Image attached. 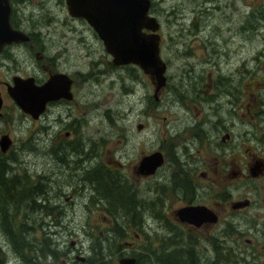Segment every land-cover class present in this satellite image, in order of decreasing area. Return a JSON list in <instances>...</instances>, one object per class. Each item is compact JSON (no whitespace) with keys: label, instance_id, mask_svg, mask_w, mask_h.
Returning a JSON list of instances; mask_svg holds the SVG:
<instances>
[{"label":"rangeland","instance_id":"374dc122","mask_svg":"<svg viewBox=\"0 0 264 264\" xmlns=\"http://www.w3.org/2000/svg\"><path fill=\"white\" fill-rule=\"evenodd\" d=\"M218 1L204 0L202 4H214ZM257 1L237 0V4L244 5ZM221 2L223 3L224 0ZM16 5L18 6L16 13L21 16L20 4L16 2ZM172 6H177L184 18L171 14ZM21 7L27 18L23 29L30 33L32 30L37 37L34 42L31 41L35 45L33 48L28 45L13 44L7 50L8 56L3 54L4 56L0 57V90L4 101L1 107L0 135L7 132L12 138V144L6 152L15 157V159L8 158L11 161L10 169L12 167L13 174L17 176L15 168L18 174H24L23 181L17 176L20 183L25 184L27 188L32 185L29 178L31 177L34 184H42L36 188L32 185L31 191L40 187L36 197L32 199L35 201L32 204L35 209L32 217L38 220L45 239L49 241H41V238L36 242L32 238V232L26 233L24 238L30 244L35 243V246L39 247L37 250L39 252L36 259L31 260L32 256L25 250L26 258L22 259L20 256L17 257L16 251L9 243V239L3 235L0 227V264H87V259L93 257L90 248L92 241L98 233L108 235V230L114 223L110 216L103 217L101 210L95 209L90 211L92 214L88 213L89 210H86L85 205L89 197L88 187L85 186L82 189L80 184H71L70 175L62 176L63 168H68L67 164L71 167L74 161L81 162L84 168L91 165L95 168L99 167L100 162L112 166L117 165L116 161L132 165L138 159L141 150L148 151L151 147H161L167 141L166 137H170L169 125L172 124L175 128L181 126L186 116L184 117V112L178 104L165 103V100L170 99H167L166 97L169 98V96L164 93L159 95L162 105L160 104L155 110L154 115L149 114L150 109L145 111L146 107L149 108L147 100L153 94L149 77L133 63L112 64L111 55L105 50L94 29L84 18L71 16L64 0H26L25 5ZM192 8L194 7L191 0H152L150 8V12L161 22L163 38L160 53L169 62L166 75L169 76L172 92H176L178 97L182 95V77L187 65L193 63L195 68H202L204 64L202 57L209 55L211 58L214 57V40L211 38L209 41L204 37L206 34L214 36L215 30L219 29L218 21L224 20L222 16L215 17L212 5L199 12V18L193 17ZM208 10L209 13L206 15ZM230 10L233 13L235 10L236 13L238 12V7L233 1L229 3L226 14H229ZM261 11L264 13V7ZM260 15L261 12L257 11L256 17L259 18L247 21L243 30L238 31L236 26L239 25L240 14L237 18L234 14L231 20L225 19L228 24H224L221 30L219 29L222 38L231 35V43L227 46L231 54L229 57L231 65H225L227 62L224 61L221 66H228L227 68L236 66L241 69L239 72H245L248 69L247 74L242 76L238 73L236 78L240 83L239 88L244 89L246 84H249L248 96L256 101L264 100V83L259 82L264 81V14ZM171 20L172 25H169ZM178 20L185 23L197 20L198 24L206 28L196 37L187 36L184 30L174 29L180 27ZM235 31L241 32L239 37L234 33ZM171 38L174 40V45L170 43ZM187 48L190 49L191 54L185 59L181 50L184 51ZM41 51L46 56L53 57L49 60V62L52 61L51 67L54 64L58 70L65 71L73 77V98L64 103L52 105L48 113L42 114L39 119H33L25 115L8 95L5 81L10 82L13 74L34 75L38 79L41 78L44 70L38 63L42 59L37 55ZM207 68L215 67L211 65ZM176 88L180 90L177 91ZM139 121L143 123L141 128L137 127ZM106 136L108 139L103 143L101 138ZM93 140L97 141L94 147L100 152L99 156L92 146ZM60 143L76 145L74 147L71 145L73 149L56 150ZM63 153L66 155L64 158L67 160L66 163L58 157ZM162 169L165 170V167ZM43 173L45 175H42ZM102 180L106 181L105 178ZM142 180L151 181V176L147 180ZM77 185L78 188H73ZM145 186L142 184L140 191ZM46 189H49L53 195H47ZM105 189L109 196L119 191L123 193L130 190L125 182L119 180H115L111 187L108 186ZM102 190L96 188L93 191V197H97L98 192ZM71 191L73 194H69ZM81 191L84 193L82 198L79 196ZM66 196L70 198L66 200ZM43 200L47 203V208ZM29 202L30 200L24 202L27 204L22 210L23 214L25 212L24 220L28 221V225L34 224L33 226L38 227L36 223H32L34 221L31 220V216L28 217ZM56 214L60 218L59 223L53 221L57 217ZM126 216L129 218L131 214ZM128 218L125 219L129 221ZM133 220L134 218H131V221ZM145 221L143 229L129 222L126 226L127 236L116 243L111 238L107 240L112 247L104 246L106 253L101 252L104 260L116 261L122 255L132 254L135 247L140 250L143 245L150 242L151 235L154 239V218L147 216ZM41 234L38 232L37 235ZM157 242L155 240L153 244ZM119 243H121L120 249L117 248ZM262 243L258 246L259 251L255 252L259 259H262L264 254ZM48 246L56 250L55 256L50 255L51 253L41 256L48 254V252L45 253ZM243 247L246 248L244 245ZM72 248L73 251H71ZM66 252L68 255H64ZM183 253L194 256L198 264H214L210 260L213 256L212 252L208 248L203 254L204 261L195 251ZM99 256L96 255L93 259ZM249 256V252H244L239 264H248ZM220 260L221 264H232L229 261ZM97 262L95 260L92 264ZM154 264H161L158 263V257ZM190 264L193 263L190 261Z\"/></svg>","mask_w":264,"mask_h":264},{"label":"flooded vegetation","instance_id":"af4514ba","mask_svg":"<svg viewBox=\"0 0 264 264\" xmlns=\"http://www.w3.org/2000/svg\"><path fill=\"white\" fill-rule=\"evenodd\" d=\"M9 1L11 24L23 29L27 18L21 6L25 5L26 0ZM221 1L204 5V9L212 5L215 17L216 15L223 17L224 20L217 23L220 30L224 24H228L225 19L231 20L234 14L236 18L240 14L236 29L243 30L247 22L244 20V14L250 13V4L238 5L237 0H224L223 3ZM231 1L238 7V12L236 13L235 10L233 13L230 10V13L226 14ZM16 2L20 4L21 16L16 13L18 11ZM208 13L209 10L206 15ZM203 27L201 25L202 31L199 29L196 34H187V36H198L205 30L206 26ZM219 29L215 30L214 36L206 34L204 37L209 41L211 38L214 40V57L211 58L210 55L202 57L204 63L202 68H195L193 63L187 65L182 77V95L179 97L176 92H172L168 75L163 88L155 90L150 75L143 72L149 77L153 86V94L150 97L148 95L147 100L149 108L146 107L145 111L150 109L149 114L154 115L155 110L160 104L162 105L159 95L164 93V95L168 94L169 98H166L170 99L165 100V103L178 104L184 112V117L186 116L181 126L175 128L172 124L169 125L170 137H166L167 141L161 147H151L148 151L141 150V154L132 165L116 161V166L102 163L99 164V168L92 165L84 168L82 164L80 169L68 168L61 172L62 176L65 174L71 176V184H80L82 189L88 187L86 210L92 214L90 211L97 209L103 212V217L110 216L113 219L112 227L115 233L120 230L118 226L120 219L117 220L115 217L118 216L114 213L116 204L110 206L109 196L104 192V194L98 192L97 197H93V191L103 183L111 187L115 180L125 182L129 189H133V194L143 200V204L139 202L135 212L128 218V224L130 222L143 229L146 217L154 218L153 234L155 235L154 239L151 235V241L155 254L179 252L194 264L198 260L183 252L195 251L203 260V254L208 248L212 252L213 256L210 260L214 264H221L222 253L230 258L229 262L232 264H239L244 252L250 253L248 264H264V254L263 258L259 259L255 253L259 251L258 246L261 242L264 246V100L256 101L249 98L248 83L244 89L239 88L240 83L236 76L238 73L242 76L247 74L248 69L239 72L241 69L236 66L231 68L221 66L224 61L227 62L225 65H231L229 58L231 54L227 47L231 43V35L222 38ZM238 31L234 33L239 37L241 32ZM26 32L29 35L28 40L5 44L0 51V57L6 55L8 48L13 44L28 45L33 48L37 34L32 30L31 33ZM159 33L162 41L161 27ZM170 43L174 45L173 38ZM189 50V48L181 50L185 59L191 54ZM37 55L42 59L38 63L44 70V75L39 79L32 75L37 83H43L50 74L62 71L54 67V64L53 67L50 66L52 61L49 60L53 58L52 56H46L42 51ZM165 62L167 70L169 62L166 60ZM211 65L215 68H207ZM67 74L72 79V91L74 79L69 73ZM259 82L264 83V81ZM7 83L9 82L5 81V87ZM72 98L73 96L49 100L44 111L36 119L48 113L52 105L64 103ZM22 112L33 118L29 113ZM142 124L139 121L137 127L141 128ZM101 139L104 143L108 136ZM96 142L92 141L93 147ZM65 145L74 147L76 144L60 143L55 149H64L62 147ZM94 149L99 156L98 149L96 147ZM155 150L161 151L163 162L150 173L140 172L137 164L142 156ZM58 157L64 160L66 155L63 153ZM163 167L165 170L162 169ZM149 176L151 181L142 180H147ZM103 178L106 181H103ZM142 184L146 186L140 191ZM73 188H78V185ZM83 194L81 191L79 196L82 198ZM58 195L57 191L56 196ZM69 198V196L65 197L66 200ZM131 218L134 220L131 221ZM124 228L126 229V226ZM155 240L158 242L154 245ZM135 250L136 247L133 251ZM117 260H110L109 263H116ZM87 264H90V261H87Z\"/></svg>","mask_w":264,"mask_h":264},{"label":"water","instance_id":"95a60500","mask_svg":"<svg viewBox=\"0 0 264 264\" xmlns=\"http://www.w3.org/2000/svg\"><path fill=\"white\" fill-rule=\"evenodd\" d=\"M65 3L70 15L83 17L93 27L114 64L133 62L150 75L155 90L163 88L166 63L160 56V34L157 31L160 23L150 13L151 0H65ZM10 12V1L0 0V51L5 44L29 39L23 29L11 24ZM71 83V77L63 71L50 74L43 83H37L32 75L15 74L12 83L6 84V91L21 110L38 118L49 100L73 96ZM2 103L0 92V109ZM11 142L8 133L0 135L2 151H6ZM162 162L161 151L155 150L142 156L137 169L150 173ZM135 262V256L123 255L116 263L108 264Z\"/></svg>","mask_w":264,"mask_h":264},{"label":"trees","instance_id":"16d2710c","mask_svg":"<svg viewBox=\"0 0 264 264\" xmlns=\"http://www.w3.org/2000/svg\"><path fill=\"white\" fill-rule=\"evenodd\" d=\"M204 0H191V3L193 5L194 8L191 9V11L194 12L193 17L199 18V12L203 11L204 9V4L203 3ZM261 1L263 2L261 4ZM261 4V5H260ZM260 5V6H259ZM250 13L248 14H244V20L246 21H253L256 18V14L257 11L261 12V15L264 14L261 11V8L264 7V0H258L257 2H251L250 3ZM259 6V7H258ZM171 14L173 15H177V16H181L182 18H184V15L180 14V10L177 8V6H173L172 10L170 11ZM206 14V13H205ZM260 15V16H261ZM180 27L179 28H175V29H180L183 30L185 29L187 32H185V34H196L199 30V28H201V25L197 23L196 21H190L189 23H185L182 20H178ZM171 23H168L169 25H172V20L170 21ZM192 24V25H191ZM191 25V26H190ZM190 26V27H189ZM189 27V28H188ZM194 30V31H191ZM177 91L180 90V88H176ZM69 146V147H67ZM65 145L62 148H70L73 149V147H71V145ZM11 159H15V157L12 154H8V152L6 151H2L0 149V227L1 230L3 232V235H5V237L7 239H9V243H11V246L13 247V249L16 251L17 253V257L20 256L22 259H24V257L26 258L25 255V250L27 252V254H29L31 257V260H35L36 257L38 256V252L37 251L39 249V247H36L35 243L30 244V242H27V239H25V234L26 233H31L32 232V238L36 241L41 239V241L44 240H48L49 239H45L44 237V232L43 230L40 228L39 224H38V220L34 219L33 216V212L35 209H33L32 204L35 202L32 199H34L39 191V188H37L34 191H31L33 189V186L36 188L37 186H41L42 184H34V181L30 178V183L32 185L30 186H25L22 185L19 181V179L17 178V176L21 179V181H23L25 178L24 174L20 175L17 172V169L15 168L14 171L17 173V176L15 174H13V169L11 167L10 169V160L8 158ZM64 161V163L67 162V160H62ZM103 162H100L99 164L102 165ZM68 168L70 167L68 164L66 165ZM82 166L81 162H77L74 161L72 166L70 168L73 169H80ZM68 168H63V170H67ZM99 168V167H96ZM25 170H23L24 172ZM42 180V179H41ZM128 186V185H127ZM105 188H108L106 184H101L99 186V189H103L101 191V193H105L106 194V190ZM133 189L127 190L125 192H118L115 193V195H107L109 196V205L111 206L113 203H115L116 205H114L115 207V211L114 213L118 216L115 217L118 219H120V221H118V226L120 227L119 232L115 233L113 229V227L111 226L108 230V234L109 235H104L103 234H97L95 237V240L92 241L90 248H91V253L93 255V257L91 259H87V261H90V264H92V262H94L95 260H97V264H106L109 263L110 261L108 260H104V257L101 256V252H105L104 251V246L107 247H112L111 245L108 244V241L110 238L112 239V241L114 240V242L116 243L119 239L125 238L128 234V231L124 228L125 226H128V221L125 218H128L126 215L129 214H133L136 210V206L138 205L139 202H141L143 204V200L140 199L139 197H136L133 192ZM45 193H47V195H53V193L49 190L46 189ZM103 193V194H104ZM35 195V196H33ZM114 196V198H113ZM112 197V198H111ZM30 200V211H29V215L28 217L31 216V220L34 221L32 223H36V226H33L34 224L28 225V221L25 222L24 220V214L22 212V210L25 208V205H27L24 202H28ZM32 200V201H31ZM43 204L46 206L47 208V203L43 200ZM121 211V214H120ZM54 213H56L54 211ZM60 214V213H59ZM110 214H113V211L110 212ZM120 214V215H119ZM57 215V214H56ZM59 216L57 215V217H55L53 219V221H55L56 223H59ZM41 229V230H40ZM38 232H41V235H37ZM127 232V234H125ZM145 233V232H144ZM22 235V236H21ZM150 235V234H147ZM146 235V236H147ZM117 236V237H116ZM21 237V239H20ZM113 237H115L113 239ZM151 237V236H150ZM24 238V239H22ZM50 238H52L50 236ZM47 241V242H48ZM37 242V241H36ZM46 242V241H45ZM111 243V242H110ZM121 244V243H119ZM117 244V248L120 249L121 246ZM76 246V245H75ZM116 247V246H113ZM1 249V247H0ZM42 250V249H41ZM46 252H48V254H44L41 256H45V255H56L54 248L51 246H48L46 249ZM44 250V251H45ZM37 252V253H36ZM106 253V252H105ZM64 255H68V253L66 252ZM96 255H100L99 257H97L96 259H93ZM132 255H134L136 257V262L135 264H154L156 262V257H158V263L161 264H190V259H183V255L179 252H173V254L171 253H157L155 254V252L152 249V241L150 240V242H148L147 244L143 245L141 247L140 250H135L133 251ZM185 255V254H184ZM188 261H187V260ZM221 259L223 262L225 261H229V257L225 256L224 253H222ZM38 260V258H37ZM199 263V262H198ZM197 261H195L194 264H198Z\"/></svg>","mask_w":264,"mask_h":264},{"label":"bare ground","instance_id":"6f19581e","mask_svg":"<svg viewBox=\"0 0 264 264\" xmlns=\"http://www.w3.org/2000/svg\"><path fill=\"white\" fill-rule=\"evenodd\" d=\"M16 28H18V27H16ZM19 29H21V28H19Z\"/></svg>","mask_w":264,"mask_h":264}]
</instances>
